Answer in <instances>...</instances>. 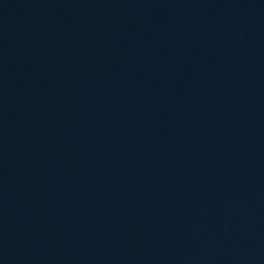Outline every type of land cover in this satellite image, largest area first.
<instances>
[{"label":"water","instance_id":"1","mask_svg":"<svg viewBox=\"0 0 264 264\" xmlns=\"http://www.w3.org/2000/svg\"><path fill=\"white\" fill-rule=\"evenodd\" d=\"M0 264H264V0H0Z\"/></svg>","mask_w":264,"mask_h":264}]
</instances>
